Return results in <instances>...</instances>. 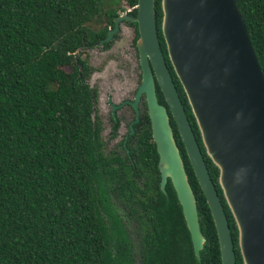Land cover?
<instances>
[{
  "label": "trees",
  "instance_id": "obj_1",
  "mask_svg": "<svg viewBox=\"0 0 264 264\" xmlns=\"http://www.w3.org/2000/svg\"><path fill=\"white\" fill-rule=\"evenodd\" d=\"M264 74V0H236ZM136 0H0V264H221L217 234L171 116L204 237L197 259L170 178L160 188L146 109L107 147L93 66L83 55ZM126 6L129 9H126ZM162 53L222 201L235 264L237 229L184 90ZM136 41L138 33L135 21ZM108 42L104 41L106 45ZM160 102H164L158 92ZM168 115V113H167ZM117 121L110 136H115Z\"/></svg>",
  "mask_w": 264,
  "mask_h": 264
},
{
  "label": "water",
  "instance_id": "obj_2",
  "mask_svg": "<svg viewBox=\"0 0 264 264\" xmlns=\"http://www.w3.org/2000/svg\"><path fill=\"white\" fill-rule=\"evenodd\" d=\"M135 7V15L123 12L114 17L113 27L97 44L110 40L121 20L136 22L142 78L130 102L135 105L145 93L160 188L170 178L199 259L204 237L196 202L167 111L156 99L153 74L210 209L220 263L235 264L222 201L160 47L153 0H136ZM160 7L167 56L195 118L204 153L218 168L217 183L236 225L242 263L264 264V74L239 7L236 0H160Z\"/></svg>",
  "mask_w": 264,
  "mask_h": 264
},
{
  "label": "rangeland",
  "instance_id": "obj_3",
  "mask_svg": "<svg viewBox=\"0 0 264 264\" xmlns=\"http://www.w3.org/2000/svg\"><path fill=\"white\" fill-rule=\"evenodd\" d=\"M129 7L126 6V9ZM121 11L120 13H123ZM121 22V23H120ZM120 31L115 32L118 41L112 47L114 54L117 53L119 55L118 49L121 46H125L131 42V37L133 35V30L130 25L126 23V21H120ZM102 44H95L93 47L85 49V56L88 62L94 67L93 71L89 78V83L95 84L98 89V100H97V109L102 119V137L106 141L107 147L113 146V144L120 139L123 135V131H125V123L129 118V111L126 109L127 106L120 108L117 112L118 116L120 117V122L116 130V135L111 137L109 135L110 132V123L111 121L108 119V105L105 103V99L107 95L110 93L112 94L113 100L118 101L120 98L128 96L131 97L133 93V83L136 79L135 71L131 70V67L124 68L123 62L119 61V58L112 55L104 56V50L99 48ZM99 50V51H98ZM84 55V53H83ZM112 57L117 60L116 66L119 68L116 73L114 69H111V63L109 62V58ZM108 63V64H107ZM125 69L121 71V69ZM112 72L115 73V78L118 79L112 80ZM142 75V74H141ZM128 77V81H125V78ZM142 78V76H141ZM141 82V81H140ZM135 96V94H134ZM130 100V99H129ZM125 102H120L117 106L122 105ZM138 111V110H137Z\"/></svg>",
  "mask_w": 264,
  "mask_h": 264
},
{
  "label": "flooded vegetation",
  "instance_id": "obj_4",
  "mask_svg": "<svg viewBox=\"0 0 264 264\" xmlns=\"http://www.w3.org/2000/svg\"><path fill=\"white\" fill-rule=\"evenodd\" d=\"M129 9V8H128ZM127 9V10H128ZM127 20H129V19H123L122 21L124 22V21H127ZM121 23V22H120ZM120 23H119V27H118V30H117V32H119L120 31V29H121V27H120ZM128 25H130L131 26V28H132V30H133V35H132V37H131V42L129 43V44H127V45H125V46H121L119 49H118V52H119V55H117V53H115L114 54V51L112 50V47L115 45V43L118 41V39H117V37H116V34L114 33L113 34V36H112V38L110 39V40H108L107 42V44L105 45L104 43L99 47V48H97V49H99L100 50V48L101 49H103L104 51V56H107V55H112V56H116V57H118L119 58V61L121 62H123V65H124V68L126 69L127 67H131V70L132 71H135L136 70V72H135V75H136V79L134 80V87H133V93L131 94L132 96L131 97H128V96H125V97H122V98H120L118 101H114L113 100V97H112V94H111V91H110V93L107 95V97H106V99H105V103L108 105V119L111 121V123H110V128L112 129V124H113V122H115V121H117V126H116V130H117V127H118V125H119V122H120V117L118 116V114H117V112H118V110L120 109V108H122V107H124V105H126L127 106V110L129 111V113H130V115H129V118H128V120H127V122L125 123V125H124V127H125V131H123V135L120 137V139L121 138H123V145L125 146V139H126V137H127V135H128V132H132L133 131V122L134 121H136V120H134L135 119V117H136V115H137V119L139 118V115H140V112H142L144 109H146V111H147V113H148V108H147V102H146V95H145V93L144 92H141L140 94H139V97H138V99L136 100V102H135V105L134 104H132L130 101H132L133 99H134V94H135V92H136V90H137V88H138V86H139V84H140V81H141V74H142V70H141V65H140V58H139V51H138V48H137V46H136V41L134 40V35H135V27H134V25H132V24H130V23H128V22H126ZM157 28V27H156ZM116 32V33H117ZM95 44H97V43H95ZM94 44V45H95ZM94 45H92V46H89V47H86L85 49H88V48H91V47H93ZM85 49H84V56H85ZM98 50V51H99ZM163 56H164V54H163ZM164 58H165V56H164ZM167 58H168V56H167ZM168 60H169V58H168ZM109 62L112 64L111 65V69L113 70L114 69V71H115V73H116V71L119 69V68H117V66H116V63H117V60L115 61V59H113L112 57H110L109 58ZM165 62H166V59H165ZM170 62V61H169ZM108 64V63H107ZM166 65H167V63H166ZM167 67H168V65H167ZM172 67V66H171ZM121 69V71H123V70H125V69ZM169 69V68H168ZM173 69V68H172ZM169 72H170V70H169ZM115 73H113L112 72V80H116V81H118V79H116L115 78ZM170 74H171V72H170ZM171 77H172V75H171ZM127 79H129L128 77H126L125 78V81H128ZM173 80V79H172ZM153 87H154V92H155V95H156V97L158 98V92L160 91L161 92V90H160V87H159V85H158V82H157V80H156V78H155V76H154V74H153ZM162 93V92H161ZM162 97H163V99H164V96H163V94H162ZM130 99V100H129ZM125 102V103H123L122 105H120V106H117V104H119L120 102ZM158 101V100H157ZM160 104H162L164 107H165V109H166V111H167V113H168V117L169 116H171V113H170V110H169V108H168V105H167V103H166V101H165V99H164V102H160V101H158ZM114 105H116V106H114ZM184 107V106H183ZM136 110H138L137 112H136ZM172 117V116H171ZM172 119H173V117H172ZM174 121V120H173ZM174 124H175V122H174ZM176 126V125H175ZM110 129V130H111ZM177 129V128H176ZM116 130H115V133H116ZM116 135V134H115ZM112 137V136H111ZM114 137V136H113ZM120 139H118L117 141H119ZM116 141V142H117Z\"/></svg>",
  "mask_w": 264,
  "mask_h": 264
}]
</instances>
